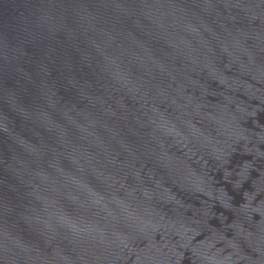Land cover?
Returning a JSON list of instances; mask_svg holds the SVG:
<instances>
[{"label": "water", "instance_id": "water-1", "mask_svg": "<svg viewBox=\"0 0 264 264\" xmlns=\"http://www.w3.org/2000/svg\"><path fill=\"white\" fill-rule=\"evenodd\" d=\"M0 264H264V0H150Z\"/></svg>", "mask_w": 264, "mask_h": 264}]
</instances>
